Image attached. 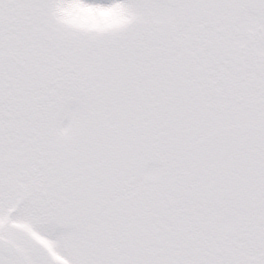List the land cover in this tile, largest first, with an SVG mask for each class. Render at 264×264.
Instances as JSON below:
<instances>
[{"label":"snow or ice","instance_id":"1","mask_svg":"<svg viewBox=\"0 0 264 264\" xmlns=\"http://www.w3.org/2000/svg\"><path fill=\"white\" fill-rule=\"evenodd\" d=\"M0 264H264V0H0Z\"/></svg>","mask_w":264,"mask_h":264}]
</instances>
